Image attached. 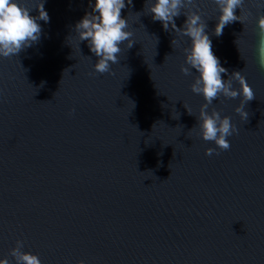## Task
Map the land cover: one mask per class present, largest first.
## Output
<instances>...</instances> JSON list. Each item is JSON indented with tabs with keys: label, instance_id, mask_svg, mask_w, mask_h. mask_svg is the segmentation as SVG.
Here are the masks:
<instances>
[{
	"label": "water",
	"instance_id": "95a60500",
	"mask_svg": "<svg viewBox=\"0 0 264 264\" xmlns=\"http://www.w3.org/2000/svg\"><path fill=\"white\" fill-rule=\"evenodd\" d=\"M197 3L223 79L239 72L254 92L246 121L239 97L213 102L239 130L227 151L197 134L204 101L181 72L190 41L154 22L146 0L122 10L135 43L115 75L95 73L79 45L88 0H46L39 41L0 59V257L22 240L42 264H264V6L245 0L242 22L216 37V5Z\"/></svg>",
	"mask_w": 264,
	"mask_h": 264
},
{
	"label": "clouds",
	"instance_id": "9594fccd",
	"mask_svg": "<svg viewBox=\"0 0 264 264\" xmlns=\"http://www.w3.org/2000/svg\"><path fill=\"white\" fill-rule=\"evenodd\" d=\"M132 2L133 0H88L91 12H86L76 23L75 32L79 45L86 42L89 51L97 58L93 64L95 73L115 75L112 66L119 63L122 45L127 43L130 49L135 43L127 18L121 14ZM45 3L46 0H39L36 7L30 8L26 0H0V59L16 57L22 50L39 41L42 32L39 22L50 21L44 8ZM213 3L218 13L213 33L216 37L223 34L227 25L235 21L242 22L240 15H235V12L243 8L245 0H213ZM259 3L264 6V0H259ZM146 4L149 5L147 15L154 22H160L164 31L174 32L190 41L189 46L183 49L184 65L181 72L193 75L191 92L201 96L204 101L198 115H193L191 109L185 107L188 114L197 119L199 138L214 143L221 151L229 150V137L238 134L239 130L232 123L231 117L222 116L213 107V102L219 101L221 97H239V106L234 111L246 121L248 113L244 110L245 104L254 98L251 86L239 72L233 73L227 80L223 79L228 70L213 52L208 24L198 8L197 0H146ZM33 11H38V15H32ZM181 15L185 20L181 27H177L176 19ZM256 27L258 63L264 68V14L256 19ZM171 43L172 46L176 44V38ZM234 82L239 85L238 88L234 87ZM214 153L215 148L205 150V155L211 156ZM24 248V242L17 240L9 253L12 260L0 257V264H42L37 254L25 251ZM79 264H84V261Z\"/></svg>",
	"mask_w": 264,
	"mask_h": 264
}]
</instances>
